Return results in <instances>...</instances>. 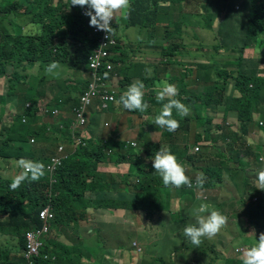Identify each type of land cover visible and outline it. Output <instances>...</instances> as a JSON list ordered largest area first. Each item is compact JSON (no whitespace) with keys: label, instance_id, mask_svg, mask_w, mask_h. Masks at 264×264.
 Instances as JSON below:
<instances>
[{"label":"rangeland","instance_id":"obj_1","mask_svg":"<svg viewBox=\"0 0 264 264\" xmlns=\"http://www.w3.org/2000/svg\"><path fill=\"white\" fill-rule=\"evenodd\" d=\"M190 1L196 2V6H190V8H196L197 12L201 11V14L197 13L188 22L185 23L183 20L182 23H185V26L193 23L197 27L198 36L190 39L187 35L185 42L181 38L175 37V32H173L178 26L184 28L183 25L181 27L178 22L174 23L171 20L164 21L167 23L164 25L162 19L158 20L156 24L159 29L152 31L155 34L153 42L165 40L169 43L168 48L170 50L164 51L162 55L164 60L160 70L152 64V61L137 66L136 70L139 74L155 76L156 80L148 79L147 81L148 84L152 85L151 91H154L153 84H157V81L167 80L169 83L175 84L179 89V95L175 98L189 108V113L185 117H181L173 109V118L177 119L180 125L175 132L158 128L149 136V141L155 143L162 141L171 150L186 169V174L191 178L193 186L181 188L164 186L162 178L154 172L155 169L152 167L151 160L155 156V152L161 147L158 149L148 148L150 154L148 156L144 152L143 144H139L138 148H134V152L141 154L142 157L140 160L136 159L134 165L142 167V171L132 174L129 173L131 168L108 166V169H102L100 166L103 174L115 178L112 189L105 190L108 195L96 193L95 196V191L83 190L80 207H77V210L69 209L61 216L62 223L66 226H59L58 233L59 237L64 238L61 241H56L54 236L50 238L57 244L56 248L52 247L54 258L59 254L67 257L64 250L59 247L64 241L67 243V247L71 249L82 244L80 258L92 261L96 252L95 249H91L94 242L88 237V231L91 230V234H93L97 228L115 225L125 231L121 240L124 244L130 241L135 244L130 243L124 248V251H112L108 255L109 264H240L244 250L254 244L255 237L258 239L260 233H264V190L259 189L260 186L256 179L257 172L264 169V160H261V157L264 156V125L260 124V121L264 120V102L258 101L256 98L258 93L256 97L253 96L254 84H249V90L243 86L234 88L237 85V70L235 69L237 67L242 68L244 63L246 64V59L255 61L258 68L264 67V41H262L264 36L260 34L252 41L251 45L250 43L248 46L245 45L246 32L252 19L257 18L264 23V0ZM69 2L70 0H0V41H2L3 35L7 36V39L12 37L17 39L15 35L34 36L38 40L46 33L48 35L49 29L52 28L54 37L45 41L47 43L43 48L45 54L47 47H51L57 41V29L63 27L65 23L60 19L61 14L56 18L52 13V17L49 19L47 12L39 10L36 6L39 7V3H45L44 5L49 10L62 9L64 11L66 9L73 11L76 15L86 16L84 12L87 9L80 6L70 7L67 5ZM175 8L179 9V6ZM32 10H35L34 13L37 14L32 13ZM125 12L126 10L118 12L117 15H123ZM177 12L175 19H179ZM44 18H47V21ZM17 21L21 24L35 22L37 29L26 33L24 24L21 25L23 28L17 29ZM127 24L128 19L125 16L118 21L119 31L125 38L124 47L121 48L123 49L122 58L128 57V49L131 45L143 44L138 38V31L132 27H125ZM145 25L148 26L145 27L147 37L153 26L151 24ZM65 29L69 31V29ZM14 31H17V34H14ZM68 36L71 45L75 47L76 42L71 34H65L63 41H66L65 38ZM241 48H244L243 54H239ZM84 51L87 53V50ZM22 54L26 59L20 64H11L12 59H8L7 62L0 61V146L7 137L6 131L10 125L8 111L14 109L17 103L24 105L25 99L21 92L25 91L23 89L26 86L19 83V76L27 74L32 76L33 83L37 86L33 89L34 95H39L36 98L41 101L40 104L44 103L45 109L58 108L57 99L59 97H62L65 105L68 104L63 87L78 82L82 79L81 76L84 77L81 75L83 72L80 73L79 71L82 68H78L77 63L71 62V59H77V55L73 52L70 54L71 59L56 60L60 64V68L51 74L46 71V67L52 60L38 59L34 61L29 54ZM24 64H33L34 72H19L18 67ZM234 66L236 67L232 69ZM200 69L208 71V75L205 71L202 72L203 77H207L202 82L193 76V73ZM134 70L131 69V71ZM180 73H190V77L183 84L173 81V77H179ZM135 80H140V78L134 77L132 81ZM203 85H205V92L198 93L203 90ZM183 89H186L187 93ZM116 91L118 92L120 89L116 88ZM155 91L157 93V90ZM218 93L226 95L223 102ZM145 94L149 96V92H145ZM207 95L214 98L205 105L203 100ZM236 98H240L251 107V121L246 127V132H244L241 121L236 117L237 112H234V116L226 112V102ZM144 100L147 101L148 108L151 110L150 114L145 116L144 122L147 126H153L156 115L167 100L163 102L156 100L154 104L148 98H144ZM68 101L72 104L74 99L69 97ZM29 104L32 107L31 103ZM107 111L106 120L113 129L117 123L120 139L140 142L137 134L143 129V127L139 128L142 118L137 119L133 113L134 122L131 123L128 118L132 111H128L124 107L120 113L109 109ZM37 115L36 120L40 122L35 128L36 131L49 132L48 136L51 141L50 143L42 141L40 144H36L34 141L33 145H29L30 142L27 141L28 147L34 152H39V146L48 147L47 144L52 146L55 138L64 139L63 132L59 129L52 130V126L58 125L59 120L57 119L72 118L65 106L62 112L55 116L48 111L43 114L37 111ZM62 119L61 121H63ZM202 119L203 121L200 123ZM219 122L225 123L219 124ZM14 123H17L15 125L16 136L27 140L29 137L27 128L20 124V119ZM92 129L93 135L91 138H86L87 144L92 138H100L103 141L100 147L104 149L107 136L101 135L100 132L108 134L111 128L99 131L95 126H92ZM163 132H167V135L164 136ZM233 136L238 140L233 141ZM120 139L118 143L121 142ZM15 142H9V148L17 146ZM191 144H193L194 150L196 148L197 156L182 160L183 155L180 153V148ZM193 149L190 152L192 155H194ZM40 156L42 154L38 153L30 160L39 161ZM201 161H205L206 165L212 169L213 177L216 180L214 187L201 195L205 197L201 202L207 203L221 212L227 217V222L233 221V224L229 229V225H225L212 239L204 238L199 248H195L190 240L183 236V229L189 223L195 222L192 215V206L197 202V198L194 196V184H196L197 171ZM17 171L19 169L16 167L13 158L0 160V178L2 180H12ZM144 172L150 174L146 181L141 176ZM92 181L93 178H87L86 184H91ZM34 184L38 187L40 181H35ZM9 190L12 191L11 188ZM13 194L15 195V192ZM138 195L140 196L137 197ZM105 201L109 204H124L125 206L122 207H127L128 210H125L122 216L113 217L114 214L110 215L109 213L110 209L101 206ZM222 202L233 206V208H227V215L225 210L220 208ZM59 203L64 204L63 201ZM12 206L17 207V200ZM79 211H82L83 218H81ZM4 215H0V263L9 256L12 261L18 260L23 264H39L38 261L40 264H56L55 261L53 263L52 260L40 253L35 256L29 255L26 237L25 247L22 248L17 237L6 233ZM121 226L126 227L123 229ZM43 229L45 226L39 230L29 229L25 232V236L37 231L40 233ZM253 229L255 236L250 234ZM7 230L17 236L15 229L7 228ZM67 230L76 231L79 235H74L65 240L66 237L71 236ZM8 251L11 252V256ZM66 262L67 259L63 258L62 262L58 264H66ZM67 264L81 263L74 256Z\"/></svg>","mask_w":264,"mask_h":264},{"label":"trees","instance_id":"obj_2","mask_svg":"<svg viewBox=\"0 0 264 264\" xmlns=\"http://www.w3.org/2000/svg\"><path fill=\"white\" fill-rule=\"evenodd\" d=\"M160 2L169 3L170 9L179 6L180 12L186 14V16H183V17H188V19L186 20L187 22L193 15L197 13L201 14V11L197 12L196 8H190V6H196V2L190 1V0H130V8L126 10L128 25L140 24L142 26L145 24H151L153 28H155L157 26L156 22L162 19V15H163L161 9L158 7ZM44 4L45 3H39V7L36 6V8H39V10L41 9L42 11H46L48 14V17L50 18L52 16V13L49 11V9ZM67 5H69L70 7H76V6H71V0ZM201 6L203 7V4H201ZM84 8L87 9L86 7ZM175 9L179 11L178 8H175ZM31 12L34 13L36 11L32 10ZM34 14H37V13H34ZM78 15L74 14L73 12H70L68 15H64V14L60 15V19H62L65 24L63 27L57 29L56 31L57 41L51 47H47L46 49L47 51H45V54L43 53V50H44L43 48L47 44L45 41H49L50 37H54L52 35L53 33L52 28L49 29L48 35L46 33L38 40L34 36L15 35L17 39H15V37L7 39V36L3 35L1 37L2 41H0V61L7 62L8 59H12L13 62L11 64H15V63L20 64L24 59H26V57L23 56L22 53L29 54L34 61L38 59H50L52 61L62 60L65 56V45H63L64 35L71 34L73 38L79 37V39L82 42H85V44L80 50V55H79L80 61L76 64V66L78 68L80 67L83 69V70L82 69L79 70L80 73L86 72L87 66H88L87 54H88V51L91 50L89 49L91 43L92 42L94 43L96 39L92 37L90 34V31L86 29V25L88 23L90 24V19H88V23H87L85 17H82L81 15L78 16ZM91 27L94 28L93 26ZM10 28H11V22H10ZM65 28L69 29V31H66ZM196 28L197 27L193 23L186 24L184 29H187V30L179 31L177 35L186 42L187 35H188V38L190 39L198 36V31L196 30ZM246 33L247 35L245 39V45L248 46L249 43L251 45L252 41L256 39L260 34L264 36V23L259 21L257 18H253L251 21V25L248 27ZM8 34H11V33L8 32ZM14 34H17V31H14ZM67 38H69V36ZM117 38L121 42V37L119 35ZM262 41H264V39ZM87 44H89V47H87ZM121 48H123L122 44H119L117 47L115 46L113 48L114 52L116 51L119 52V54L116 55V58L113 60L115 63L122 62L125 64L126 59H127V63L125 64V67L121 69L124 74H127L129 72L128 70L133 64H141L144 62V58H145L144 55H146V49L143 48L141 45H137V46L131 45L129 49V57L127 58L121 57L123 54V51ZM84 50H87V53H85ZM167 50H170V48H167ZM243 51H244V48H241L239 50V54H243ZM165 60H168V59L165 58ZM239 62H241L242 64V61L239 60ZM244 68L255 71L258 74L260 73L264 75V67L258 68L257 63L255 61L252 66H250L248 62V65L245 64ZM235 70H237V75H236L237 85H235L234 88H236V86H240V87L243 86V88H245L246 90H249L248 89L249 84H253L251 76L249 74H244V70L239 67H237ZM203 71H205L206 75H208L207 70L200 69V70H197L195 73H193V76L195 77V79L198 78L201 82L205 81L207 77H203L202 75ZM189 77H190V73H180L179 77H173V81L179 84H183L184 81L188 80ZM242 77H243V80H242ZM139 78L145 84L144 92H149V96L145 94L144 98H148V100L152 102V104H154L156 102V94H157L155 90H158V85L161 81H157V84H153L154 91H151V89L147 86L146 79H143L142 74L139 76ZM132 82L133 81H131V77L129 76L126 77V79L123 80L124 87L120 88V90L122 91L124 88H127ZM21 83H23L26 86L23 89V91L24 90L25 91L21 92L25 99L24 103L27 101L32 104L35 101L36 96H39V95H34V91H33V89L37 88V86L34 83H31L26 80L22 81ZM87 85H88V81L84 79H81L78 82L73 83L72 85H66L63 87V91L65 93L64 95L67 96L70 93V90L75 91L79 95L80 92H83L86 89ZM203 86H204L203 90L198 93L205 92V85ZM183 90L185 93H187L186 89H183ZM257 93L258 92L256 90V87L254 86L252 89L253 96L256 97ZM121 94L122 92H118L116 94L115 101H119ZM16 95H17V89H16ZM72 98L75 100L74 101L75 105L73 106H76L79 103V97L72 95ZM256 98H258V101L260 103L264 102V98L259 97V93H258V97ZM211 99L212 98L209 97V95H207L205 99L203 100V102H205V105H206L207 103H209V101L210 102L212 101ZM59 100H62V97L58 98L57 102ZM112 104H110L108 108L109 110L113 109ZM225 107H226L227 114L231 113V115L234 116V112H237L236 117L241 121L244 132H246V127L251 121L250 105L244 103L240 98H236L230 102H226ZM30 110L31 108L27 109L26 112L29 113ZM150 112H151L150 108H148L143 113L139 111H132V113L135 114L137 119L139 118L143 119L145 113L146 115H148L150 114ZM197 117L198 115L196 116V118ZM207 120L209 121L210 119L208 118ZM15 121H17V119ZM202 121L203 119L200 121V123H202ZM72 122L73 121L70 120L69 122L70 125L72 124ZM16 124L17 123H13L12 125H10L8 127V130L6 131L7 137L3 140L0 146V157L5 156V157L16 158V159L21 158V157H26L29 159V157H34L33 156L34 151L31 150L27 145V141L29 142L31 138L34 139V141H36V144H40L42 141H44L45 143H50L51 139H49V136H48L49 132L36 131L35 129L36 126H33L30 120L27 124H22L20 122L21 125L27 128V133L29 134V137L27 138V140L23 139L22 137L16 136V131H15ZM66 125L69 126L68 124ZM78 132H81V130H78ZM142 135H144L147 139H149L148 133L146 131H143ZM163 135L164 136L167 135V132H163ZM232 140L237 141L238 138L233 136ZM12 141H16L15 143H17V146H12L9 148V142H12ZM15 143H12V144H15ZM89 143L91 145L90 147H87V148L79 147L77 152L74 154V156L69 157L68 160H66L63 163V165L60 168H58V170L52 176L56 181L55 184H53L52 186V191L59 193L57 197L53 196L54 198L53 206L55 209V214L58 218L61 217V214H60L61 211L63 212L65 210H69L73 208L74 204H76L80 200V197L82 196L81 192L83 190L89 189L93 191V190H96V188H98V189L103 190L101 192L108 194V192L105 190L112 189L115 178H111L109 175L103 174L102 170L100 169V163L102 161L107 166H113L116 168L123 167L125 162L128 161L130 165L133 167V171L131 172L132 174L137 173L140 170H143L142 167L134 165V162L138 158V155L128 152L126 142L124 141H121L119 143L118 141L112 142V143L107 142L106 147L104 149L112 153L109 155H107V153L105 152H102L101 148L96 147L97 145L101 146V144L103 143L102 140L92 138ZM162 145H164L162 141L157 142V143L147 141L146 143L147 148H153V149H158L159 147H162ZM189 150L190 149H188L187 147L180 148V153L183 155L182 158L191 159L195 156V155L190 154ZM50 156L48 157L40 156L39 162H42L44 165L49 163ZM107 161H109L108 164L106 163ZM103 168H105V165H102V169ZM49 175L50 174L48 173V171H46L45 174L38 180L40 181V185L38 187L35 186L34 184L35 181L29 182L26 180L21 184L19 188H17L16 190H12V191L9 190L12 180L5 181V180H2V178H0V215L5 214L4 215L6 219V221H4V226H6L5 231L9 235L17 237L19 241L21 242L20 244H22L21 245L22 248H24L26 244L25 236H24L25 232L29 229H38L44 226V221L40 219L39 213L46 204L45 195L48 192L49 187H50V176L51 175L50 176ZM211 175H212V169L206 173V176H211ZM141 176L146 181L149 179L150 174L144 172ZM87 178H93V181L91 182V184H86ZM14 192H15V195L13 194ZM139 196L140 195H138L137 197ZM16 200H17V204L19 202V205H20L19 210L17 209V207L12 206L14 201ZM60 201H63L64 204H60L59 203ZM106 201L102 203L101 206H104L107 209H111V212L113 209L119 210V208L124 205V204L116 205L114 203L109 204ZM51 222H52V225H55L58 223V221L55 219L53 221L48 220L47 224L50 225ZM232 224H233V221H230V223L229 222L226 223V225H229L228 229L230 228ZM121 227L124 229L126 226H121ZM7 228L15 229V233L17 234V236L14 234H11L7 230ZM124 233H125L124 230H121V231L98 230L96 232V238L94 239V246L92 248L96 250V257L93 261L87 260V262L89 264H102L107 258V256L112 251L115 250V248L117 247V242L122 240ZM56 246L57 244H55L54 241L46 240L44 242L42 253L51 254L52 253L51 248L52 247L56 248ZM117 248H121V246L119 245ZM75 249H79V248L75 247ZM120 250L124 251L125 249L121 248ZM8 252L10 253V256H11V252L10 251ZM65 254H67L68 256L66 257V256H63L62 254L57 255L55 259L56 264L61 263L63 258H66L67 262L70 261L73 255V250L71 249L69 251H66ZM38 263L40 264L39 261ZM0 264H23V263L18 260L12 261L11 259H9V256H8V258H5L3 262ZM231 264H237V263H231Z\"/></svg>","mask_w":264,"mask_h":264},{"label":"clouds","instance_id":"obj_3","mask_svg":"<svg viewBox=\"0 0 264 264\" xmlns=\"http://www.w3.org/2000/svg\"><path fill=\"white\" fill-rule=\"evenodd\" d=\"M161 5H167L168 7L170 6L169 3L167 2H160ZM71 6H80L82 8L86 7L87 10L84 12L85 19L88 23V19H90V24L88 23L86 25V29H88L90 31V34L92 32V27L97 28V30L100 31H104L106 34H108V36L110 34H114V29L112 27V23L116 29V31L118 32V35H120L121 37V41H122V45L125 42V38L123 37L122 33L119 31L120 27L118 26V21L123 17L126 16V12L123 13V15H117L118 12L127 10L128 8H130V0H71ZM125 14V15H124ZM50 19V18H49ZM132 26H140V24L137 25H125V27H132ZM29 27H35L33 25H29ZM25 32L27 33V29L25 30ZM175 32V31H173ZM76 42V46L73 47L71 45V40L68 38L66 39V41H64L63 45H65V56H64V61H66V58H70V54L73 52L75 55H77V59H71L72 63H78L79 60V55H80V50L84 45V42H82L79 37H75L73 38ZM138 45H141L138 44ZM124 47V46H123ZM72 48H74V50H72ZM144 48V47H143ZM253 48V47H252ZM146 49V55H147V51L148 48ZM123 51V49H122ZM150 59L146 60V58H144L146 61H152V64H159L160 60H162V56L160 55H147ZM128 57H129V49H128ZM252 66L254 64V61L252 59H246V65ZM114 73H116V78H117V84L119 82V79H126V77H131V81L134 79V77H139L140 75H134L130 72H128L127 74H124L122 72V68L125 67V64L121 62V65H117V63L114 62ZM245 66V63H244ZM244 66L241 68L244 70V74H249L252 78V83L254 84V86L256 87L257 92L259 93V95L261 97L264 98V75L262 74H258L255 71L249 70L247 68H244ZM236 66H234L232 69H234ZM248 67V66H246ZM58 68H60V64L56 61H52L50 62V64L46 67V71L51 74L53 73L55 70H57ZM84 73V72H83ZM82 73V74H83ZM81 74V75H82ZM143 79H145V77L143 76ZM243 80V77H242ZM76 83V82H73ZM239 85V84H238ZM124 87V86H123ZM122 87V88H123ZM119 88V86L117 87ZM145 89V84L141 81V80H135L133 81L127 88H124L122 91H118V92H122L119 101H117V103H113V110H115L116 108H120L123 109V107L128 110V111H139L141 113L145 112L147 110V108L149 107V105L145 102L144 100V92ZM117 92V93H118ZM15 94V92H14ZM219 97L221 99V101L223 102L225 99V94L223 93H218ZM76 96L78 97V94L73 91L70 90V93L66 96V101L68 102V104H64L63 100H59L57 102L58 104V108H54V109H45L44 108V103L40 104L41 101H38L37 98H35V101L31 104L32 107L30 106V102H25L23 103V111L19 114H17V106H15L14 109H10L8 111V119L10 121V125H12L16 119H20V122L22 124H27L29 122V120L31 121V124L33 126H36L37 121L36 117H38L37 115V111H40V114L45 113V111H48V113H51L53 116L60 114L65 106V108L67 109V111H69L72 115V118H68V119H62L63 121H61V119H57L59 120V123L57 126H52V130L53 129H59L61 132H63V136L65 139L71 141L72 143V151L68 152L66 150V148L64 146H57L55 149L51 148L50 146H39V152H34L33 156L37 155L38 153H41L42 156L48 157L50 156V160L49 163L47 164H43L42 162L39 161H33L30 159H33L34 157H21V158H13L15 160L16 163V167L19 169V171H17V174L12 178V182L10 184V188L12 190H16L17 188H19L21 186V184L24 181H38L44 174L46 171H48V173L51 175L50 176V187L48 192L45 195L46 198V204L43 207V209L47 206L50 205L52 208V212L51 214L53 215L51 218H49L48 220H57L58 223L55 225H52V222L49 224H47V222H45L43 219H41V215L40 213L42 212L43 209H41L40 213H39V217L42 221H44V226H47L46 230L42 233L41 237H40V241H41V247H40V254L45 256L46 258H48L49 260H52L53 263L55 261L56 258H54L53 253L51 254H43L42 253V249L44 247V242L46 240H51L50 238L52 236H54L56 241H61L62 238L64 237H59V226H66L62 223L61 217L58 218L55 214V209H54V203H53V196L57 197L59 195L58 192H53L52 191V186L53 184H55V179L52 177L54 175V173L58 170V168H60L63 163L68 160L69 157H73L74 154L77 152L79 147H90V143L87 144L86 142V138H89L88 134V130L90 129V131H93L92 129V122L89 118V123H88V127L86 128V131L82 132L81 134L84 135L85 137V145H81L78 148L74 147V143L72 140V136H71V131H70V120L73 121V110L74 107L73 105H75V102H73L72 104H70V102L68 101L69 97ZM179 95V89L177 88V86L175 84H171L169 83L167 80H163L160 82L159 86H158V90H157V94H156V100L157 102H163L165 100H167L166 103L162 104V107L158 113V115H156L155 117V125L153 126H147L144 122L145 117H143L142 122L139 125V128L143 127V129L140 131L143 133V131H146L148 133V136H151L156 129L158 128H164L166 129L168 132H175L178 128H179V121L177 119L173 118V109L176 110L177 114L180 115L181 117H185L188 115L189 113V108L182 103L179 99H176L175 97H177ZM216 95V94H215ZM17 96V95H16ZM259 96V97H260ZM12 97V96H11ZM214 97H212L213 99ZM211 99V100H212ZM75 101V100H74ZM40 104V105H39ZM78 105V104H77ZM76 105V106H77ZM31 108L30 112H26L27 109ZM96 108V107H95ZM97 110V109H96ZM108 109L106 110H98V111H102L103 113H107ZM55 111H58V113L56 114ZM131 114H133L131 112ZM31 115V116H30ZM145 116H147L145 114ZM34 117V118H32ZM225 122H219V124H224ZM66 124H68L69 126H67ZM261 125H264V120L260 121ZM9 125V126H10ZM8 126V127H9ZM59 126V128H58ZM105 128H111V130L109 131V133L107 134L106 132H100L101 135H106L107 138L104 142V144H107V142H117L118 141V136H120L119 130L117 129V123L115 128L113 129L111 127V124H108L107 122L105 124H103V126L101 128H99L98 130L100 131L101 129L104 131ZM138 133L137 136L140 138V142L139 141H133L131 139L129 140H122L120 139V141H124L126 142V146L128 149V152L134 153L135 155H138L137 160L141 159V154H136L134 152V148H138L140 145L139 144H143V149L144 152L149 156L150 154L148 153V148L146 147V143L147 141H149V139H147L144 135H142V133ZM197 138L199 140V137L197 135ZM95 139V138H93ZM100 139V138H97ZM32 140V142H31ZM30 144L29 145H33L34 144V139H30L29 140ZM28 145V143H27ZM193 144L187 146L184 145V147H187L188 149H190L189 151L191 152ZM96 147L101 148L100 145H97ZM60 148H63V150L61 151ZM102 152L107 153V155L112 154L111 152L107 151L106 149L104 150L103 148ZM196 157V148L195 150L193 149L192 152ZM9 157H0L1 159H7ZM149 158V157H148ZM54 159H59L61 160V164L58 165L55 169L54 172H50L48 169L49 166H51L53 164V160ZM192 159V158H191ZM148 160V159H147ZM152 160V167L155 169L154 172H156L157 174H159V176L162 178V182L164 184V186L166 187H173V188H181L184 186L187 187H192L193 186V182L191 180V178L186 174V169L184 168V166L178 161L177 157L171 152V150L167 147H165L164 145H162V147L155 152V156L151 159ZM182 160H185L184 158ZM181 160V161H182ZM261 160H264V156L261 157ZM107 164L109 163V161L106 162ZM104 165L103 161L100 163V166ZM121 168H131V170L129 171V173H131L133 171V167L130 165V163L127 161L125 162L124 166ZM211 170L205 163V161H201L200 162V166L198 167V171H197V177H196V184H194V196H196V200H198V198H200V200H204L205 197L201 196L202 194L206 193L209 189H211L212 187H214L215 185V179L213 176V174L211 176H206V173ZM212 177V178H210ZM256 179L258 181L259 184V189L264 190V169H261L257 172L256 175ZM103 193V192H102ZM106 194V193H103ZM108 195V194H106ZM81 199V197H80ZM81 204V200H79L76 205L73 206L72 209H76L77 207H80ZM19 202L17 204V209L19 210L20 208ZM233 208V206L228 205L224 202L220 203V208L224 209L227 215V208ZM67 210L63 211L64 213ZM63 213V214H64ZM62 214V215H63ZM61 215V216H62ZM192 215L194 217V223H189L186 227H184L183 229V236L186 237L188 240H190V242L195 246V248H199V245L203 242L204 238L207 239H212L214 238L219 232L220 230L226 225L227 223V217L224 216L221 212H219L218 210H216L215 208L211 207L209 204L207 203H200L199 206L194 207L193 208V212ZM81 218H83V215L81 216ZM40 228L36 229L39 230ZM98 230H112L111 227H105L103 226V228H97ZM96 230H94L93 235H96ZM70 232H74L73 234H71ZM67 233L71 236L66 237L65 240L70 239L71 237L78 236L79 233H77L76 231H72V230H67ZM250 234H254L255 236V230L253 229V231ZM25 236V235H24ZM26 240H27V236ZM94 242V239H91ZM28 241V240H27ZM53 241V240H52ZM94 244L92 243L91 249L93 248ZM60 248H62L64 250V252L71 250L70 247H67V243L63 241L62 244L59 245ZM64 247V248H63ZM79 249H75L73 248V255L72 258L74 256H76L79 259V263L81 264H89L87 262L91 261L89 259H85V258H80V254L82 252V244H79L77 246H75ZM52 249V248H51ZM96 252V250H95ZM68 256V255H67ZM96 257V256H95ZM71 258V259H72ZM95 259V258H94ZM93 259V260H94ZM92 260V261H93ZM106 261V259H105ZM105 261L102 264H106ZM242 264H264V233H260L259 238L256 239L255 237V242L252 246L246 248L243 252V256H242Z\"/></svg>","mask_w":264,"mask_h":264},{"label":"built area","instance_id":"obj_4","mask_svg":"<svg viewBox=\"0 0 264 264\" xmlns=\"http://www.w3.org/2000/svg\"><path fill=\"white\" fill-rule=\"evenodd\" d=\"M112 27L118 37V32L113 23ZM115 34H110L108 36L104 31L97 30L95 27L92 29L91 36L96 40L90 45L89 49L91 50H89L87 54V71L82 74L84 77L81 76L82 79L88 81V85L86 89L78 95L79 103L74 107V117L70 127L75 148L85 145V137L81 133L86 131V128L88 127L90 121L89 116H91L93 106H95L97 110L108 109L110 104L114 102L117 103V101H115L117 94L116 88L118 86H124L122 79H119L117 84L116 73H114L113 59L116 58V55H118L119 52H114L113 48L122 44V41L120 42ZM117 65L120 66L121 62H118ZM55 113L57 114L58 111H55ZM78 130H81V132H78ZM60 150L62 151L63 148H60ZM60 164L61 160L54 159L53 164L48 167V169H50L49 171L54 172L56 167ZM51 212V206L47 205L40 213L41 219L47 222L48 219L53 216ZM46 228L47 226H45V229L40 233L37 231L36 233L28 234L27 248L29 255L35 256L40 253V237Z\"/></svg>","mask_w":264,"mask_h":264},{"label":"crops","instance_id":"obj_5","mask_svg":"<svg viewBox=\"0 0 264 264\" xmlns=\"http://www.w3.org/2000/svg\"><path fill=\"white\" fill-rule=\"evenodd\" d=\"M158 7L161 9V11H162V20H163V24L164 25H167V23H165L164 21H169V20H171L172 22H174V23H176V22H178L179 23V25L181 26V25H183V27H185V23L187 22L186 20L188 19V17H183V16H186V14L185 13H181L180 12V9H179V11L177 12V10L176 9H174V8H172V9H170V6L168 7L167 5H161L160 3H159V5H158ZM51 13H53L54 15H55V17L56 18H58V15L59 14H64V15H68L70 12H73V11H70V10H66V9H64V11H62V9H60V10H55V11H53V10H49ZM176 12H177V15H178V17H179V19H175V14H176ZM52 17V16H51ZM44 20L45 21H47V18H44ZM183 20H184V24L182 23L183 22ZM22 24H24V29L26 30L27 29V32H33V31H35L37 28H36V26H35V22L34 23H32V22H27V23H22ZM20 22H18L17 21V29H19V28H23V26H21L22 25ZM29 25H33V26H35V27H29ZM141 26V25H140ZM132 26V28H134V30L135 31H138V33H139V40L143 43V44H141V46L142 47H144V48H148V51H147V55H160V56H162L163 54H164V51L166 52L167 51V48H168V46H169V43L167 42V41H165V40H160V41H158L157 43H154L153 42V40L155 39V34H154V32H152L154 29H159V26L157 25L155 28H152V29H150V33L147 35V37H146V33H147V29L145 28V27H148L147 25H144V26ZM182 27V26H181ZM184 30H186V29H184V28H179V26L178 27H176L175 28V37H178V38H180L178 35H177V33H179V31H184ZM146 37V38H145ZM68 39V38H67ZM181 44V43H180ZM182 46V45H181ZM165 48V50H163ZM147 55H144L145 56V58H146V60H149L150 58L147 56ZM145 59H144V62L143 63H141V64H133L130 68H129V72L130 73H132V74H134V75H141V74H139L138 73V70H136V67L137 66H139V65H144V64H146V63H148L149 61H146ZM163 60H164V58H163V56H162V60H160V62H159V64H153L154 66H156L157 67V69L158 70H160V67L162 66V62H163ZM32 65L33 64H24L23 66H21V67H18V71L19 72H26V73H32V72H34L33 71V69H32ZM135 69L134 71H131V69ZM159 73V72H158ZM144 77H145V79H146V81H148V79H155V76L154 77H151V76H146L145 74H142ZM19 78H20V84H23V83H21L22 81H29V82H31V83H33V79H32V76H29L28 74L27 75H21V76H19ZM156 80V79H155ZM147 86L149 87V88H151L152 86H151V84H148L147 83ZM120 88H122V87H119V89ZM64 92V91H63ZM60 98V97H59ZM23 111V105H19L18 103H17V114H19V113H21ZM69 112V111H68ZM115 112H121V109L120 108H116L115 109ZM146 114V113H145ZM133 115L132 114H130L129 115V118H128V120L132 123V122H134V120H133V117H132ZM144 117H145V115H144ZM32 118H34V117H32ZM62 119V118H61ZM90 120H91V122L93 121V123H92V126H95L97 129H99V128H101L102 126H103V124H105L106 122H107V120H106V113H103L102 111H98V110H96V108H95V106H93V108H92V110H91V118H90ZM142 122V121H141ZM140 122V123H141ZM108 123V122H107ZM38 124H39V122H37L36 123V127L38 126ZM125 128V127H124ZM118 129V128H117ZM133 129V128H132ZM119 130V129H118ZM88 132H89V134H88V136L91 138L92 137V135H93V133H91V131H90V129L88 130ZM118 134H120V131H119V133ZM48 135H49V133H48ZM118 140L120 139V136H118V138H117ZM54 140V143L52 144V146H50V144H47L48 146H50L51 148H53V149H55L57 146H59V145H61V146H64L65 148H66V150L68 151V152H71L72 151V143H71V141H69V140H67V139H58V138H55V139H53ZM104 165H106V164H104ZM107 167V168H106ZM105 169H108V166H105ZM140 171H142V170H140ZM93 191H95V196H96V193L97 194H99V195H104L101 191H103V190H101V189H98V188H96V190H93ZM200 203H202L201 202V200H200V198H198V200H197V202H196V204L195 205H193L192 206V209L194 208V207H197V206H199V204ZM125 210H128V208L127 207H120L119 208V210L118 209H113L112 210V212H111V209L109 210V213H110V215L111 214H114V215H112L113 217H117V216H122V213L125 211ZM64 212H62L61 211V215L63 214ZM79 214H80V216H82L83 215V213H82V211H79ZM111 228H112V230H114V231H121V228H119L118 226H115V225H113V226H111ZM89 232V234H88V237L90 238V239H95L96 238V235H93V234H91V230H89L88 231ZM71 234H73L74 232H70ZM130 243H133V244H135L134 242H128L127 244H124L122 241H118L117 242V247L120 245L121 246V248H125V247H127ZM116 246V245H115ZM115 248V250H120L121 248ZM105 263L106 264H109V260H108V256H107V258H106V261H105Z\"/></svg>","mask_w":264,"mask_h":264}]
</instances>
